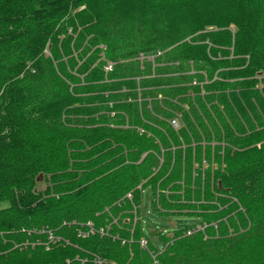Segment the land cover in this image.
<instances>
[{"label":"trees","instance_id":"16d2710c","mask_svg":"<svg viewBox=\"0 0 264 264\" xmlns=\"http://www.w3.org/2000/svg\"><path fill=\"white\" fill-rule=\"evenodd\" d=\"M183 165L264 244V0H0V264H264L202 243L196 200L159 210Z\"/></svg>","mask_w":264,"mask_h":264},{"label":"rangeland","instance_id":"374dc122","mask_svg":"<svg viewBox=\"0 0 264 264\" xmlns=\"http://www.w3.org/2000/svg\"><path fill=\"white\" fill-rule=\"evenodd\" d=\"M192 146L194 149L196 147V144H193ZM212 147H213V149H212V154L210 153V160L214 163L212 167L216 169L217 165L219 164V162L217 161V156L219 157V155L214 153L215 152V145H213ZM220 154L224 155V150H221ZM204 156H206V155L203 154V156H202L203 159H204ZM193 167H194V171H197L199 169V165H193ZM207 167H208V164L205 161H203L202 162V171L204 172L207 169ZM187 175H189V172L186 169V166H184V165L181 167V170L177 171V173H176V176L179 178V180L176 181V185L181 186V190L179 192H183V194L179 193L177 190H175L171 186L164 184L163 180L158 181V184L161 186L160 188L162 190L157 189V193L159 195L164 194L167 197L166 199L164 198V204H163L164 206H162V207L159 206V208H160L159 210L161 212H163V213L167 212L169 214L176 215V212H179V211H176L178 209V207H175V205L173 203H174V201H176V199H178V196H182L180 206L182 204H184V202L191 203L192 200L193 201L196 200V206H198V208L196 210H194L192 208L193 211H196V212L205 211L209 215H217V217L215 219H213V220L210 219L211 225L214 223H219V225H220L219 229L217 228V230H212V231H210V233H205L203 235V239L199 238V240L202 243H205L206 241H213V240L220 241L219 246L221 248L229 251L228 256H230V259L232 261L235 259L237 262H240V261L247 262L249 260L248 256H250L251 254L252 255L258 254L262 249H264L262 236L259 234H255L253 236H249V235L247 236L246 230L244 228V223H242V221L236 220L234 222H228V217L223 215V214L220 215L219 211L210 210V209L209 210H203L202 209V207H201L202 205H204V206L216 205V203L213 202V199L207 198L208 201H206V200H204L206 198L197 199L194 196H191V198H192L191 201H185L184 200L185 186L181 185L180 181L184 180L187 177ZM201 176L203 178L202 181L204 183V180L207 178V174L205 177V172H204L201 174ZM41 177H42L41 180L38 179L39 181L37 180L36 186H34L35 187L34 191L36 193H40V192L45 191L47 189V187H49L51 185L49 180L46 179L47 180L46 181L45 178L43 177V175ZM180 177H181V179H180ZM194 177H196V175H194ZM191 178H192V184H193L195 179L193 178L192 171H191ZM210 179H212V181H213L212 183H214L213 175L211 176ZM162 185H165V186H162ZM194 191H195V188L193 189V192ZM170 196H172V197H170ZM129 204H130V207L128 206V207L123 209L124 213H123L121 220L124 221L125 219H128V221L131 222L130 227L127 228V230H130V234L133 235L134 232L136 231V229L138 230V228H139V224H140L139 221H140L142 216H141V210H140L139 206L136 205L135 202H132V198H130ZM6 206H7V204H2V205H0V208H4ZM190 209L191 208H189L188 210H183L184 212H187L184 215L189 214L188 212ZM149 211H151L150 207H148L147 202H145L143 213H144V219L146 221L148 219H150V212ZM155 220L160 222V223H158L159 226H161V227L164 226L162 224V223H165L163 220H160L157 218ZM169 223L171 225H174V226L176 225L175 220H170ZM190 234H191V232L188 233V235H190ZM196 238H198V237H196ZM140 243L142 245L141 241H140ZM25 244L27 245V243H25ZM145 247H147V246L145 245L142 248L146 249ZM149 255H150V253H149ZM259 255H260L259 257L263 259L264 252L261 251ZM154 259H155V257L153 256V260ZM229 262H230V264H236V263H232L231 261H229ZM152 264H154V261Z\"/></svg>","mask_w":264,"mask_h":264},{"label":"built area","instance_id":"2783aa9c","mask_svg":"<svg viewBox=\"0 0 264 264\" xmlns=\"http://www.w3.org/2000/svg\"><path fill=\"white\" fill-rule=\"evenodd\" d=\"M105 70H106V71H111V70H112V65H108V66L105 68ZM89 226H90V231H89V233L84 234V235H83L84 237H87V236H89L90 234H94V233H95V232H94V229H93V227H92V224L89 223ZM100 233L103 234L104 232L101 230ZM49 240H50L51 242L55 241V238L53 237V235H52L51 233L49 234ZM141 242H142V245H143V246L146 245V241L143 240V241H141ZM154 264H158V262L154 260Z\"/></svg>","mask_w":264,"mask_h":264},{"label":"water","instance_id":"95a60500","mask_svg":"<svg viewBox=\"0 0 264 264\" xmlns=\"http://www.w3.org/2000/svg\"><path fill=\"white\" fill-rule=\"evenodd\" d=\"M41 178H42V177L40 176L39 180H41ZM39 180H38V181H39Z\"/></svg>","mask_w":264,"mask_h":264}]
</instances>
